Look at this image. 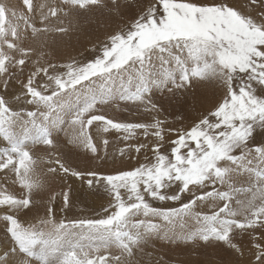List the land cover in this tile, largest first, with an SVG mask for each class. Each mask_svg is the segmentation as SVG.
Returning <instances> with one entry per match:
<instances>
[{"label": "snow or ice", "instance_id": "1", "mask_svg": "<svg viewBox=\"0 0 264 264\" xmlns=\"http://www.w3.org/2000/svg\"><path fill=\"white\" fill-rule=\"evenodd\" d=\"M249 7L264 9V0H241ZM29 14L34 12L33 0H22ZM78 12L94 8L119 11V0H61ZM131 6V5H129ZM40 6L38 27L26 16H19L31 31V37L40 40L48 32L65 33L68 27H50L45 22L68 15L64 7ZM12 17L17 13L12 11ZM61 23H63L61 21ZM25 35L17 24L9 21L8 9L0 4V79L6 89L12 78L19 79L16 69L23 73L34 51L22 46ZM102 53L82 66L69 65L66 73L51 74L55 65L37 66L26 81H21L23 100L34 110L13 108L0 95V139L5 147L0 150V172L9 170L23 190L17 197L0 190V207L10 210L3 216L9 246L0 251V264H133L135 250L154 234L167 235L173 225L184 217H192L198 227L183 234L186 242L222 243L243 254L235 243L237 237L249 235L257 250L255 260L264 264V168L253 169V159L264 165V147L249 148V140L257 127L264 129V12L259 17L245 14L227 0L217 3H196L193 0H151L134 18L127 32H118L108 38ZM46 79H38L39 77ZM215 80L225 89V98L195 126L178 131L172 143L171 159L160 154V144L152 151L155 162L114 175L89 172V187L103 185L114 203L112 211L98 220H78L56 223L52 208L48 216L37 224L23 226L15 213L30 210L34 191L45 183L36 174L37 160L32 149L55 147L53 131L63 117L75 130L100 122L105 132L124 133V139L136 137L142 130L145 138L154 136L164 140V122L122 123L96 115L98 105L120 101L143 105L155 111L152 89L169 92L190 88L195 81ZM17 100L21 97L17 96ZM214 118L215 122L209 118ZM151 130V131H150ZM169 131H173L169 129ZM72 143L85 147L93 154L96 146L81 131ZM105 140L104 144L107 145ZM134 147L139 153L143 144ZM239 150V151H237ZM123 155V152L121 153ZM251 157V158H250ZM49 173L60 172L78 179L83 173L66 167L59 159ZM254 173L256 183L251 187L234 188V176ZM212 186V190L193 195L179 208L153 207L152 200L180 201L193 189ZM227 185L231 191H221L216 185ZM177 186L175 193L168 189ZM124 190V193L121 190ZM233 192H252L245 201L237 200L232 207ZM126 194V199H125ZM54 198V197H53ZM219 200L222 207L209 214L194 212L197 201ZM257 200L260 202L257 203ZM64 207L68 194H63ZM146 219H136L139 216ZM150 218L163 222L155 223ZM183 227V225H181ZM112 249L117 250L113 252Z\"/></svg>", "mask_w": 264, "mask_h": 264}, {"label": "rangeland", "instance_id": "2", "mask_svg": "<svg viewBox=\"0 0 264 264\" xmlns=\"http://www.w3.org/2000/svg\"><path fill=\"white\" fill-rule=\"evenodd\" d=\"M14 1L17 2L18 5H20V10L19 9L11 10V11H15L17 13V17H12L10 15L11 13L8 10V12H9V21L11 23H13V24H17L19 26V29L21 30V32L25 35V39L23 40L22 45H24V43H26V41L30 40V44H32V46L38 45L39 44V40H35V39H33L31 37L30 29H28L27 26L24 24V21L18 19V17L21 16V15L26 16L31 23L35 24L38 27H42L43 25H41V23H40V12H41L40 6L41 5L44 6L43 7L44 11H47L48 8H50V7H57V8H61V7L65 8L66 7V9L69 8L68 9V15H69V12H72L74 14H79L80 16L76 15L77 16L76 25H75L76 27H80V26L81 27H84V26L86 27V26H88V23H91L90 25H93V24H95V22H93V24H92V22H90V21H91V19H92V21H93V19L95 21V17H97V14H99V13L102 14L103 12H106V14L109 13V15H110L109 18L111 17L110 20H112V18H113V22L116 24V26L118 25L117 27H119L118 30H115V31L112 32L111 35H114V34H116L118 32H127L128 29L130 28L131 24L133 23L134 18L137 17L141 13V11L151 3V0H144L143 3L142 2L140 3V2H137V1L135 2V0H119V3L121 5L120 10H122V11L127 10L126 12L128 14L127 15L128 18H129V19L128 18L127 19L128 20L131 19L129 22L125 23L126 22L125 19H124L125 17L121 16L122 15V13H121L122 11L119 10L120 13H121V15H120L118 13L119 11L112 10L110 7L109 8H94L91 11H88V12H78L77 10L71 9L70 6L63 5L61 3V0H37V1L33 0L34 12L29 14L27 12L25 6L22 3V0H14ZM9 2H11V0H0V4H3L7 9H8V7L6 5H8ZM106 2H110V0H106ZM193 2H196V3H210V2H213V0H211V1L210 0H196V1H193ZM215 2L219 3V2H221V0H215ZM227 2L232 4V5L234 4V6L236 5V7L241 6V8L240 7L238 8L239 10L243 11L245 14H251V15L256 16V17H259L261 15V13L264 12V9H260L259 6L249 7L247 2L241 3V0H227ZM129 5H131V6H129ZM128 7L129 8L132 7V8L129 9ZM123 8H126V9H123ZM136 9L138 10V15L137 16H136V14H132V11L134 13H137ZM108 10L114 11L116 13L113 12V15H114L113 16L111 11L107 12ZM96 11H97V14H96ZM128 11H129L130 14L128 13ZM83 13L88 15V16H86V15L83 16L84 20L82 19L83 20L82 21L81 20V18H82L81 16H82ZM106 14H103V15H106ZM117 14H119V15H117ZM90 15L93 18H90ZM94 15H96V16L94 17ZM60 16H65V15H63L61 13V14H59V17ZM133 16H135V17L133 18ZM89 18H90V20H89ZM52 19H55V18H50V20H52ZM79 19H80V21H79ZM85 19H87V20H85ZM97 19H98V21L96 20V23L97 22L99 23V24L97 23V25H98L97 27H99L101 29L100 31H103L106 28L104 22H102L103 19H102V17H99V16H98ZM117 19L120 20V22H118ZM99 20H101V22ZM121 20H122V22H121ZM81 21H82V23H81ZM84 21L85 22L88 21V22L83 24ZM120 23H121V26H120ZM122 23H125V24H123L124 26H122ZM99 28H97V29L99 30ZM53 33H55V32H53ZM108 42H109L108 39H106L102 43H96L91 48H89V49L83 51L82 53L78 54L77 55V59L72 60L69 64H61V65L53 64V65H55V68L50 69L49 70L50 73L51 74L66 73L68 71L69 65H71L73 67H77V66H82V65H84V64H86L88 62L93 61L95 58H97V57H99L101 55L103 46L105 44H107ZM35 68H36V66L33 63V59L30 58L28 60V62H27V67L25 68L23 73H21L20 71H18L16 69H10V71L15 72V76L19 77V79H16L15 77L12 78L9 81V85H8V87L6 89L3 87V84H1L2 86H0V95L5 96L7 102L13 108V110H16V111H19L21 109L34 110V106L33 105H29L23 100V93L21 91V81H26L27 76L30 75L31 72ZM38 79H46V77H43L41 75V77H39ZM214 81L215 80L195 81V82H200V83L207 84V83H212ZM217 85L220 88H223V86L219 82H217ZM192 90H193V86L190 87V88L181 89V90H175L174 89L171 92H169L167 90H164V89H160V88H155L154 87L152 89V92L150 93V97H151V101H152L153 104H155V102L163 104V103L158 101V98L165 97L167 95L168 96H172V97L174 96V98H175V102L173 103V105H174V104L177 103L176 100L178 101V97H181L184 94L188 93V91H192ZM185 91H186V93H185ZM223 91H224V94L222 95L223 97L220 100L219 104L225 98V89L224 88H223ZM257 94L264 96V92H262L260 89H257ZM17 96H20L21 99L17 100L16 99ZM182 99L184 100V98H182ZM219 104L216 103L215 104V108ZM16 105H19L21 107H16ZM106 106H107V110L103 111V108L106 107ZM215 108L212 111H214ZM157 109L158 110H155V111H147V110H145V107L143 105H138V104H134V103H130V102H124V101H120L119 99H117V100H114V101H110L108 104L98 105L97 108L95 109V114L96 115H102V116H105L106 118L110 119V118L114 117L115 114H118V113L119 114H121V113L124 114L125 113L123 118L121 117L120 119L117 120L118 122L119 121L121 122V120H124L125 122H131V123H152L156 119L162 120V121L164 120L163 121L164 122L163 127H164V130L165 129L166 130L164 132V140L163 141L151 142L149 136L147 138H145V135H143V131L142 130H138V132H137L138 135H136V137H134L132 139L125 140L124 139V133L116 132L115 130H111V129L109 131L105 132L103 130V125L100 122H94L92 125L87 126V127L83 128L80 131L78 130L79 127L77 126V128L75 130L76 132L78 131L77 133L75 131H71L68 136H64V137L66 138L68 145H71V144L74 145L75 143L71 142L73 136L75 135V133L78 134L79 132H81V131L83 132V130H84V132H83L84 135L86 137H90L93 144L94 143L100 144V141L103 138L107 139V141H108L107 145L104 144L102 146V150H101V148H99L98 151H97L98 153H100V150H101V155H103L105 157V159H106L105 163H104V161H105L104 157L101 159V165L99 167L100 169L105 168L106 164H108V163H110L111 165H114L115 163L120 161V159H122V158L125 159V160H130L131 158L133 160V158H135V159H137V161H139V160L140 161H143V160H147L148 161L150 159L149 160L150 163L149 162L148 163L145 162L143 164V165H149V164H152V163L155 162V153L152 151V148H154L157 143L160 144V154L168 156L171 159V149L175 146L172 143V141L177 139L178 131H187V130H189L191 127L195 126V124H197L202 117L209 116V113L211 112L210 111L207 114L202 115L203 112L201 110L195 108V107H192L190 110L187 109L186 107H184L183 110H181V109L175 110L176 111L174 113V115H175L174 121H176L175 124L177 123V121H178V123H181V124L177 123L176 124V128L177 129H172L173 131H169V128H170V125H171L170 124L171 123L170 120H172V119L169 116H165L163 114V112L161 113L160 112L161 109H159L158 107H157ZM101 110H102V112H101ZM172 110H174V109L171 108V111ZM171 111H169V113H171ZM183 111L184 112L189 111V113L186 114V118H185V115H183V116L181 115L183 113ZM177 112L178 113L181 112V113L178 114ZM199 115H201L200 118H198ZM151 117H152V119L153 118L154 119L152 120ZM209 118L212 120V122H215L214 118H211V117H209ZM166 119H167V121H168V123L170 125H168L165 122ZM62 120H63V122L62 123H58L56 125L54 131H53L54 138L58 137L56 134L61 128L64 127V130H65L66 126L69 125L68 117L65 116V117L62 118ZM178 125H180V126L178 127ZM135 138L136 139L138 138V139L136 140ZM138 144L145 145V147L142 148L139 153H137L135 151L134 147H130V146H135V145H138ZM2 147H5V142L2 139H0V148H2ZM255 147H264V129H261L259 127L256 128V130L253 133L252 138H250V140H249V148L254 150ZM53 149H50V150L52 151ZM44 150L45 151H50L49 149L47 150V149H45V147H42V146H36L35 148L32 149V155L35 157V153H36L37 156H39V159H40V160H38V157L36 156L37 159L35 157V159L37 160V164H36L37 167L35 166L37 174H43L42 172L44 170L45 165H47V167H48L49 163H51V162H49L50 158H48V157L45 158L43 156V152H45ZM132 150H134V151H132ZM120 151H124V156H119L118 155L120 153ZM131 151H132L131 154H125L126 152H131ZM237 151H239V150H237ZM39 152H40V154H39ZM108 152H112L113 154L115 153L117 156L114 157V158L107 159L106 158V154ZM42 157H44V158H42ZM41 158H42V160H41ZM38 161H39V164H38ZM255 163H256V165H255ZM260 164H261V162L259 161V159L258 158H254L253 159V164L250 167L253 166L254 169H259L258 167H260ZM50 165H51V167H57L58 168V165H56L54 162H52V164H50ZM260 168H264V165L261 164ZM53 174L56 175L57 177L61 178L60 182H61L63 191L64 190H69V192L71 193V195L68 194L69 203H68L67 207H64V201H63V197H61V195L58 197V200L53 203L52 214H53V220L55 219L54 221H58V223L61 222V221L65 222V223H68V222H72V221L85 220V219L98 220V219L104 218L105 216H107L109 214L108 212L104 211L105 208H108L109 211L113 210V209H111L110 204L114 203V201L112 200V197H111L110 193L105 190V187L103 185H97V186H94V187H89L88 184L86 183L87 180L93 179V177H90V176L84 174L82 178L78 179L75 176L66 175V174L60 172L59 170L57 171V173H53ZM0 175L3 177L2 178L0 176L1 177L0 178V190H5L8 193H10V191L6 188V185H3V184H5L4 182H6V184H8V185L12 184V185L17 186L19 191L22 192L20 194V196L23 195V190L21 188H19V186H18L19 184L15 181L14 173H12L9 170H4V171L0 172ZM234 177L236 179L234 178L235 180L233 179L234 180L233 182H235V183L239 182V185L236 188H238L241 185V183H242V185L240 187H242V186L243 187H249L250 186L252 188V191H255V188H253V185H254L253 183L256 181L254 173L243 172V173L239 174L238 177H236V176H234ZM4 178H7V179L5 180ZM248 178H250L251 181ZM249 182H251V183H249ZM216 187H217V189H219L221 191H231V189L226 190V187H223V186H221L219 184H217ZM211 190H212V186L210 184L207 187H205V188H200V189H195L194 188L192 193H185L184 195H182L181 200L180 201H176V202H172V201L161 202V201H158V200H152L150 197H146V199L148 200V202L153 207H156V208H160V209L179 208L181 206V203L188 202V200L191 199L193 195H199V194H201L203 192H208V191H211ZM168 191L170 193H175L177 191V186L173 185L172 188L168 189ZM121 192L124 193V190L122 189ZM234 193L238 194L239 192H234ZM244 193H245V196H246L244 198H246V199L251 198V196H252L251 192H244ZM72 196H75L74 199H73ZM77 198H78V200H77ZM126 198L127 197H126V194H125V199ZM32 200H33V204L31 206V208H35L34 201H36L37 199H36V196L34 194H32ZM210 201H213V200L197 201V203H199V205L203 206L204 209H205V207L210 206V204H209ZM257 203H259V201ZM205 204L208 205V206H206ZM49 206H51V205L44 204L43 207H42L43 211L46 212L47 208H49ZM61 206H63V207H61ZM237 207H239V205H237L235 208H237ZM207 209H209V208H207ZM0 212H1L2 215L10 214V210H8L6 208H3V207H0ZM198 213L209 214L208 212L204 213L203 208H202V212H198ZM15 215L18 218L19 222L21 224L22 223L24 224V222H22V220L24 218L20 216V213L17 212V214L15 213ZM191 218L192 217H184L183 219H180L177 224L172 226L171 231L167 235L154 234V235L150 236L151 241L161 242L162 244L166 243V245L169 244V243H174V241H177V243H184V245L186 244L185 246L193 245L194 248H197L198 246H203L205 249L211 243L213 244L212 247L215 250L214 255L212 253L210 254L211 247L206 249L202 256H200V255L198 256L196 254L193 255L194 253H192V255H187L188 257H186V254H188V253H182V254L177 256V258H179L178 259L179 260V262H178L179 264H188V263L192 264L193 262L195 264H258V262L255 260V255L257 253V250L252 246L254 241H251V237L249 235H241V236L237 237L236 240L234 241L235 243H237L241 247L242 252H243L242 255L240 253H237L234 249H232V248H230V247H228V246H226V245H224L222 243L210 242V243L206 244L203 241L186 242L185 240L180 238L183 234H185L187 232H190L191 230L194 231L196 229V227H198L196 225V223H195V220L193 218L192 219ZM136 219H145V217H143L141 215L138 218H133L134 221ZM150 219H152L153 222H155V223L163 224V222L161 220L157 219V218H150ZM181 225H184L185 227L184 226H183L184 228L180 227ZM181 228H183V229H181ZM257 231L259 232V231H264V230H257ZM148 242L149 241L144 243L145 246H148L147 245ZM260 242L264 243V241H260ZM4 244L7 247L9 246L7 233L5 234L4 241H3V246L6 247ZM172 246H175V245H172ZM148 249H149L148 257L151 256L150 259L147 257L149 262L145 259L146 256H143V254H145V253H139V254H135V258L137 260L135 262L133 261V264H143L144 260H146V262L148 264H163L162 262H159L160 259H161V257H160L161 255L158 256L159 255L158 253H154V251L152 249H150V248H148ZM183 250H191V248L190 247H187V248L184 247ZM216 250L221 251L223 253L218 254L216 252ZM136 251L137 250H135V252ZM173 252H174V250H169V251L165 252L166 261L169 264L175 263L174 261L171 260V257L176 258V255ZM151 254H153L154 257H152L153 255H151ZM156 254H158V255H156ZM155 257H156V259L158 258L157 260H159V261H155L156 260ZM135 258H134V260H135ZM195 258H197V259H195ZM185 259L187 261H185ZM37 263L39 264L38 261H37ZM168 263H165V264H168Z\"/></svg>", "mask_w": 264, "mask_h": 264}, {"label": "bare ground", "instance_id": "3", "mask_svg": "<svg viewBox=\"0 0 264 264\" xmlns=\"http://www.w3.org/2000/svg\"><path fill=\"white\" fill-rule=\"evenodd\" d=\"M37 1V0H35ZM142 2L144 0H135V2ZM193 1H196V0H193ZM211 1V0H210ZM6 2V1H5ZM201 2V1H200ZM139 4V3H138ZM135 5V4H134ZM234 5V4H233ZM8 7V10L9 12L11 13L12 11L11 10H16V9H19L20 10V5L17 4V2H15L14 0H11V2L8 3V5H6ZM139 6V5H138ZM236 6V5H235ZM241 8V6H239ZM238 7V8H239ZM66 8V7H65ZM129 8V7H128ZM132 8V7H131ZM129 8V9H131ZM69 8H67L68 10ZM122 9V8H121ZM123 9H126V8H123ZM135 9V8H134ZM138 9V8H137ZM136 9V10H137ZM111 10H108L107 12H110ZM122 11V10H120ZM120 11L118 12L120 15L122 13L121 16H124L125 18V23L129 22L130 20H128V14H127V10L125 11H122L120 13ZM112 12V15H113V12L114 11H111ZM116 13V12H114ZM129 13V11H128ZM84 14V13H83ZM82 14V18L83 16H85L86 14L83 15ZM96 14H97V11H96ZM103 14H106V12H103L102 14H97V17H95L96 15H94L95 17V21L93 19H91L90 22H95V24L93 25H90L91 23H88V26H84V27H76V18L79 14H74L72 12H69V15L67 16H60L59 18H55V19H52V20H49L46 22V24H48L50 27H68L69 30L65 33H60V32H48V33H45L41 36V39L39 40V44L38 45H35V46H32V44H30V40L29 41H26V43H24V47H31L34 51L32 52L31 54V59H33V63L34 65L37 67L39 65H43V66H47L48 64H57V65H61V64H69L72 60L74 59H77V55L82 53L83 51L91 48L92 46H94L96 43H102L104 40L108 39V37L112 34L113 31L115 30H118L119 27L116 26V24L113 22V18L112 20H110L109 18V13L106 14V15H103ZM117 14V15H119ZM130 14V13H129ZM132 14H136V16L138 15V10H137V13H134L132 11ZM131 14V15H132ZM77 15V16H76ZM116 15V14H115ZM130 15V16H131ZM80 16V15H79ZM88 16V15H86ZM98 16L99 17H102L104 24L106 26V28L103 30V31H100L101 29L99 27H97V23H96V20L98 21ZM114 16V15H113ZM127 16V17H126ZM135 16H133L134 18ZM80 18V17H79ZM86 18V17H85ZM88 18V17H87ZM90 18H93L91 17L90 15ZM89 18V20H90ZM109 20H108V19ZM116 18V17H115ZM118 18V17H117ZM123 18V17H122ZM128 18V19H127ZM100 19V18H99ZM107 19V20H106ZM120 19V18H119ZM82 20V21H83ZM87 20V19H85ZM88 20V21H89ZM128 20V21H127ZM61 21L63 23H61ZM78 21V20H77ZM80 21V19H79ZM81 21V23H82ZM88 21H84V23H87ZM101 22V20H99ZM115 21V20H114ZM118 22H120V20L117 19ZM122 22V20H121ZM125 23H122V26H124L123 24ZM99 24V23H98ZM79 25V24H78ZM82 25V24H81ZM44 26V25H43ZM42 26V27H43ZM101 26V25H100ZM104 26V27H105ZM120 26H121V23H120ZM99 28V30L97 29ZM4 81L2 79H0V86H2L1 84H3ZM187 91V90H186ZM185 91V93H186ZM224 94V91H223V88H220L218 85H217V81L215 82H212V83H207V84H204V83H200V82H195L193 83V90L192 91H188V93L184 94L183 96L181 97H178V101L176 100V104L173 105V103L175 102V98L174 96H165V97H161V98H158V101L163 103V104H160L158 102H155V105L161 109L160 112L165 115V116H169L172 120L171 121V125L168 123L167 119H166V123L168 125H170V128L169 129H177L176 128V124L174 121V118H175V115L174 113L176 112L175 110H178V109H181L183 110L184 107H186L187 109H191L192 107H195L199 110H201L203 112L202 115L204 114H207L208 112L212 111L214 108H215V104H219L220 100L222 99V95ZM184 98V100L182 99ZM182 99V100H181ZM113 103V102H112ZM16 107H21L19 105H16ZM171 108L174 109L171 111ZM107 110V106L103 108V111ZM156 110H158L156 108ZM169 111H171V113H169ZM102 112V110H101ZM158 113V112H157ZM178 113V112H177ZM181 113V112H179ZM178 113V114H179ZM189 111L187 112H184L181 114L182 116L185 115V118H186V114H188ZM156 114V113H155ZM125 115L124 114H115L114 117L110 118L112 119L113 121H116L118 122L117 120L120 119L121 117L123 118ZM141 115V114H140ZM162 115V114H161ZM180 115V116H181ZM163 116V115H162ZM206 116V115H205ZM159 117V116H158ZM161 117V116H160ZM178 117V116H177ZM201 115L198 116V118H200ZM164 118V117H163ZM146 119V118H145ZM152 119V117H151ZM154 119V118H153ZM152 119V120H153ZM157 120V119H156ZM176 120V119H175ZM155 121V120H154ZM164 121V120H163ZM184 121V120H183ZM120 122V121H119ZM122 123H131V122H125L124 120H121ZM182 122V121H181ZM192 123V122H191ZM178 124H181V123H178ZM184 124V123H183ZM167 125V126H168ZM180 125H178L179 127ZM167 128V127H166ZM76 130V129H75ZM73 128H71L69 125L66 126L65 130H64V127L61 128L58 132H57V138H54L55 139V147L54 149L51 151H45L43 152V156L46 158H50L49 162V166L47 167V165H45L44 167V170H43V174H37V176H39V178L45 183V187L43 189H40V190H37V191H34L33 194L36 196V201H34V205H35V208H31L30 210H24V211H20V216L23 217L24 219L22 220V222H24V224L22 223L23 226L27 227V226H30V225H34V224H37L41 219H45L49 214H48V209L49 208H52L53 209V203L56 202L58 200V197L61 195V197H63V194L65 192H67V194L71 195V193L69 192V190H64L63 191V188H62V185H61V182H60V177H57L56 175H54L53 173H49L47 170L49 167H51L50 164H52V162H54L55 160L59 159L62 163H64V165L66 167H69L70 169H72L73 171H78L80 173H83V174H86L89 173V172H97V173H100V174H104V175H114V174H117L119 172H123V171H130V170H133L137 167H140L141 165H143L145 162L148 163L149 160H143V161H137V159L132 158L130 160H125V159H120V161H118L117 163H115L114 165H111L110 163L106 164L105 168H102L100 169V165H101V159L104 157L103 155H101V150H102V146L104 145V141L107 140L105 138H103L101 141H100V144L98 143H94L96 148H97V151L99 148H101L100 150V153H96V154H93L91 151H89L88 149H86L85 147H82L78 144H74V145H68L67 144V140L64 136H68L69 133L71 131H75ZM78 130L80 131L81 129L78 128ZM166 130V129H165ZM76 132V131H75ZM78 132V131H77ZM76 132V133H77ZM84 132V130H83ZM74 133V132H73ZM75 133V134H76ZM138 135V134H137ZM144 135V134H143ZM142 136V135H141ZM149 138H150V141L151 142H155L157 141L156 138H154V136H151L149 135ZM178 138V137H177ZM136 139V138H135ZM138 139V138H137ZM136 139V140H137ZM102 142V143H101ZM43 147V146H42ZM44 149V148H43ZM46 149V148H45ZM42 150V149H41ZM48 150V149H47ZM35 151V150H34ZM43 151V150H42ZM134 151V150H132ZM131 152H126L125 154H131ZM123 152V155L121 154ZM42 153V152H41ZM34 154V153H33ZM40 154V152H39ZM38 154V155H39ZM115 155V156H114ZM119 156H124V151H120V153L118 154ZM37 156V154L35 153V157ZM42 156V155H41ZM117 155L112 152H108L106 154V158L109 159V158H114L116 157ZM34 157V156H33ZM34 157V158H35ZM38 157V160L39 159V156ZM36 157V159H37ZM42 157V158H44ZM41 158V160H42ZM251 158V157H250ZM105 159V157H104ZM106 162V159L104 161V163ZM55 163V162H54ZM150 163V162H149ZM38 164H39V161H38ZM256 165V163H255ZM40 166V165H39ZM37 167V165H36ZM260 167H261V164H260ZM260 167H258L260 169ZM252 168L254 169V167L252 166ZM1 176V175H0ZM2 177V176H1ZM0 177V178H1ZM236 177H238V175H236ZM3 178V177H2ZM58 178V179H57ZM235 178V177H234ZM233 178V179H234ZM240 178V177H239ZM5 180L7 178H4ZM236 179V178H235ZM234 179V180H235ZM238 179V178H237ZM250 180V178H248ZM247 179V180H248ZM233 180V181H234ZM241 180V179H240ZM239 180V181H240ZM2 181V180H1ZM8 181V180H7ZM232 181V185L234 188H236L238 185H239V182L236 184L235 182ZM251 181V180H250ZM3 182V181H2ZM241 182V181H240ZM245 182V181H244ZM5 184L3 185H6V188L10 191V194H13V195H16L17 197L20 196V194L22 192L19 191V189L17 188V186L15 185H8L6 184V182H4ZM9 183V182H8ZM251 183V182H249ZM248 183V184H249ZM256 181L253 183L255 184ZM242 185V183H241ZM240 185V186H241ZM245 185V184H244ZM19 186V185H18ZM239 186V187H240ZM223 187H226V190H229L230 188L227 186V185H224ZM238 187V188H239ZM243 187V186H242ZM250 187V186H249ZM20 188V187H19ZM254 188V187H253ZM196 191V190H195ZM254 192V191H253ZM244 192H239L238 194L237 193H234L233 192V196H234V199L232 200V207H236L238 204L236 203L237 200H241V201H245L246 197L245 196V193L243 194ZM76 194V193H75ZM78 194V193H77ZM252 194V192H251ZM248 196V195H247ZM54 197V198H53ZM73 199L75 196H72ZM77 197V196H76ZM71 198V197H70ZM82 199V198H81ZM78 200V198H77ZM208 201V200H207ZM259 201V200H258ZM257 201V202H258ZM260 202V201H259ZM208 203V202H207ZM223 203L222 201H219V200H213V201H210V206L208 207H204L199 205V203H197V206L195 207L194 209V212L198 213V212H202V208H203V211L204 213L208 212L209 214H211L213 211H216L219 209V207H222L223 206ZM44 204H49L51 206H49V208H47V211H43V205ZM33 205V206H34ZM90 206V205H89ZM63 207V206H61ZM60 207V208H61ZM91 208V207H90ZM96 208V207H95ZM209 208V209H207ZM17 214V213H16ZM4 215L1 214L0 212V251H3L4 247L3 246V241H4V237H5V234H6V221H4L2 218H3ZM52 216V219H53V214H51ZM21 219V218H20ZM146 219V218H145ZM192 219V218H191ZM55 220V219H54ZM53 220V221H54ZM56 223H58V221H54ZM26 223V224H25ZM183 224V223H182ZM188 225V224H187ZM184 226V225H183ZM181 227V226H180ZM185 227V226H184ZM183 227V228H184ZM181 228V229H183ZM192 231V230H191ZM179 233V232H178ZM172 240V239H171ZM148 246H145V244H142L138 249H136L137 251L135 252V254H139V253H145L143 254V256H146V260L149 262L148 258L150 259L151 256L148 257V252H149V249H152L154 251V253H158L156 255L160 256L161 259L160 261L156 259L155 257V261H159V262H162L163 264L165 263H168L166 261V255H165V252L166 251H169V250H174V254L176 255V258H173L171 257V260L174 261L175 263L173 264H179V258H177L178 255L182 254V253H188L186 254V257H188L187 255H192V253H194L193 255H200L202 256L204 251L208 248L211 247L210 249V254L212 253L214 255L215 253V250L214 248L212 247L213 244L211 243L206 249L203 247V246H198L197 248H194L193 245H188V246H185L184 243H177V241H174V243H169L166 245V243H161V242H157V241H151L150 237L148 238ZM172 245H175V246H172ZM145 246V247H144ZM248 246V245H247ZM184 247H190L191 250H183ZM219 247V246H218ZM246 248V247H245ZM113 252H116L117 250L115 249H112ZM147 251V252H146ZM216 252L218 254H221L223 252L221 251H218L216 250ZM152 253V252H151ZM153 253V254H154ZM206 253V252H205ZM209 253V252H208ZM151 254V255H153ZM208 255V254H207ZM142 256V257H143ZM148 257V258H147ZM154 257V255L152 256ZM159 257V258H160ZM170 257V256H169ZM185 257V258H186ZM194 257V256H193ZM207 257V256H206ZM209 257V256H208ZM191 258V257H190ZM153 259V258H152ZM169 259V258H168ZM182 259V258H181ZM187 259V258H186ZM185 259V261H187ZM197 259V258H195ZM194 259V260H195ZM137 259L135 258V260H133L134 262L136 261ZM146 260H144V263L143 264H148L146 262ZM153 261V260H152ZM170 261V260H169ZM181 263V262H180ZM34 264H38L37 261L34 262ZM169 264V263H168ZM190 264V263H188ZM192 264H195L194 262Z\"/></svg>", "mask_w": 264, "mask_h": 264}]
</instances>
